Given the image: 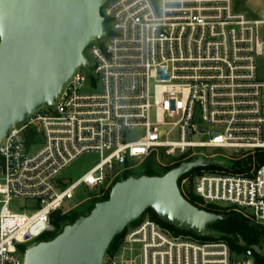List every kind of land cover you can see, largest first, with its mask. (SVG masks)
I'll return each mask as SVG.
<instances>
[{"label":"built area","instance_id":"obj_1","mask_svg":"<svg viewBox=\"0 0 264 264\" xmlns=\"http://www.w3.org/2000/svg\"><path fill=\"white\" fill-rule=\"evenodd\" d=\"M100 14L105 36L86 48L92 75L76 69L52 110L30 115L0 141V264H23V246L53 233L55 214L100 202L131 163L160 152L250 157L244 173L202 171L178 187L183 196L192 181L202 206L264 229V161L255 157L264 153V79L257 73L264 18L248 17L234 0H107ZM90 154L99 158L95 166L73 181L63 177ZM80 195L87 198L70 207ZM102 264L254 263L231 259L224 242L175 236L146 218L126 229Z\"/></svg>","mask_w":264,"mask_h":264},{"label":"water","instance_id":"obj_2","mask_svg":"<svg viewBox=\"0 0 264 264\" xmlns=\"http://www.w3.org/2000/svg\"><path fill=\"white\" fill-rule=\"evenodd\" d=\"M106 1L0 0V141L30 115L52 110L64 83L87 66L86 48L100 44L106 33L100 14ZM205 166L197 158L162 176L115 183L107 200L95 203L87 215L52 240L27 248L23 264H102L113 239L147 210L177 230L224 236L208 228L224 217L193 206L178 187L182 176Z\"/></svg>","mask_w":264,"mask_h":264},{"label":"trees","instance_id":"obj_3","mask_svg":"<svg viewBox=\"0 0 264 264\" xmlns=\"http://www.w3.org/2000/svg\"><path fill=\"white\" fill-rule=\"evenodd\" d=\"M242 156V154H241ZM158 157L160 160H165L167 157L164 156L162 152L158 154ZM187 155L181 156L177 159H171L167 158V163L164 165V168H162L161 171H158L155 168V161H156V155L149 156L142 164V168L139 174L132 175L130 173L124 172L120 178L116 179L114 184L127 179L128 177H140V176H162L168 171L177 168L181 163L184 162H192L195 159L189 158L186 159ZM256 159H258L259 162L264 161V153L257 152L255 153ZM250 162V157L247 158H240L235 159L230 163L229 168L219 167V166H212L207 165L202 168H197L192 171H190L188 174L182 176L178 184H180V181L187 176L196 175L200 172H210L215 174H225V173H244L246 166ZM113 184V185H114ZM109 195V192L107 195L101 200L105 201L107 200ZM183 197L193 206L200 208L204 211H207L212 214L221 215L224 217L223 221H217L213 223L212 225L208 226L209 229L218 231L224 234L222 237H199L191 232H185L182 230H177L173 228L170 225H167L163 222H161L157 216L154 214L153 211L147 210L145 211L139 220H137L135 223L131 224L129 227L135 226L143 219H149L160 226L168 229L170 232H172L175 236H190L201 243H215V242H224L229 247V250L231 252H234L238 255H243L245 258L247 257V254L250 253L251 257L250 259L253 261L254 264H264V253L262 251H257L255 248L261 250L264 249V229L251 223L247 219H245L240 214L233 212V211H227L226 209L216 208L213 206H202L201 202L198 198H196L192 194V181L189 184L188 190L186 193L183 194ZM100 201V202H101ZM97 202H89V205L85 208L84 213H80L77 211H71L68 214L61 215L60 213H57L53 217V225H54V232L48 233L42 238H40L39 242L42 241H49L52 240L58 233L61 232V230L67 226L72 224L79 216L87 215L90 210L93 208L94 204ZM127 229V228H126ZM126 229L123 231V233L117 237H115L108 249V252L106 255L112 254L119 246Z\"/></svg>","mask_w":264,"mask_h":264},{"label":"rangeland","instance_id":"obj_4","mask_svg":"<svg viewBox=\"0 0 264 264\" xmlns=\"http://www.w3.org/2000/svg\"><path fill=\"white\" fill-rule=\"evenodd\" d=\"M235 7L238 11H241L245 13L248 17H251L253 19L262 20L264 18V0H234ZM85 59L87 61V66L82 69V71L86 75H92L94 66H93V60L90 58L88 53H86V50L84 52ZM258 77L261 79H264V61L261 62V64L258 67ZM206 140V137H197L195 140ZM172 140H177V137H172ZM199 156L198 158H202L204 163L206 165H212V166H219L224 168H229V165L231 161L237 160L241 158V152L236 150H220V149H201L197 151ZM155 161V168L158 171H161L162 168H164V165L167 163V158L165 160H160L158 156H156ZM145 161V160H144ZM144 161L134 162L130 164V169L128 173L132 175H137L140 173L142 164ZM99 162V158L97 155L90 154L85 155L81 157L79 160H77L75 163H73L63 174V177L66 180H75L84 173H86L88 170H90L93 166H95ZM201 173V172H200ZM228 173V172H227ZM119 176L118 178H120ZM117 178V179H118ZM87 197L85 195H80L79 198H75L71 202H69V206L73 207L77 200L78 202H81L85 200ZM21 205V202H19ZM18 204V205H19ZM89 205V203L83 202L80 206H78L75 210L80 213H84L85 208ZM140 219V218H139ZM138 219V220H139ZM250 221V220H248ZM253 223L252 221H250ZM254 224V223H253ZM256 225V224H255ZM42 238V237H41ZM40 240L37 239L36 241L29 243L25 246H23V249H27L34 244L38 243ZM257 251H262L264 253V249L261 250L255 248ZM231 259L233 260H242L246 259L243 255H238L234 252H231ZM250 259V258H249Z\"/></svg>","mask_w":264,"mask_h":264}]
</instances>
